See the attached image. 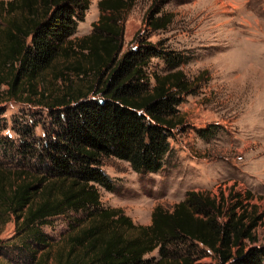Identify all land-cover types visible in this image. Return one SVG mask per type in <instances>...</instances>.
Masks as SVG:
<instances>
[{
    "label": "trees",
    "instance_id": "1",
    "mask_svg": "<svg viewBox=\"0 0 264 264\" xmlns=\"http://www.w3.org/2000/svg\"><path fill=\"white\" fill-rule=\"evenodd\" d=\"M165 1H150L148 30L170 23L172 15L161 12ZM132 4L97 0L90 31L70 38L88 0H0V102L38 105L53 118L45 141L31 152L26 142L17 149L35 156L28 169L0 164V215L12 217L37 247H47L38 227L83 210V223L74 219L53 264H198L208 253L217 264H262L264 243L251 244L258 227L264 239V217L230 188L187 190L169 208L155 204L146 225L101 205L98 187L113 190L104 159L123 160L135 172L159 170L170 130L182 122L176 106L195 92L204 73L189 80L180 69L153 72L149 84L151 57L171 67L181 58L144 40L121 51ZM42 247L34 264L49 257ZM154 249L157 257L145 258Z\"/></svg>",
    "mask_w": 264,
    "mask_h": 264
},
{
    "label": "rangeland",
    "instance_id": "2",
    "mask_svg": "<svg viewBox=\"0 0 264 264\" xmlns=\"http://www.w3.org/2000/svg\"><path fill=\"white\" fill-rule=\"evenodd\" d=\"M150 1L133 0L126 12L121 51L144 40L180 56L173 67L160 56L151 57L146 65L149 84L153 72L180 69L189 80L204 73L195 92L176 106L182 122L170 130L169 150L159 170L135 172L123 160L104 159L102 170L113 190L98 187L101 205L119 208L134 224L146 225L155 204L169 208L187 190L227 193L230 188L246 196L242 203L255 206L264 217V0H166L161 12L172 15L170 23L155 31L144 24ZM96 2L88 0L70 38L90 31L98 14ZM135 31L138 37L131 40ZM52 122L41 106L0 102L1 167L28 169L35 156L17 149L26 142L34 150L46 140ZM83 216V210H69L46 219L38 228L48 246L37 247L12 217L0 215V264H34L40 247L49 252L40 264H53L69 226H75V218L82 224ZM256 236L251 245L264 243L262 227ZM156 257V249L145 255ZM197 262L217 264L209 253Z\"/></svg>",
    "mask_w": 264,
    "mask_h": 264
}]
</instances>
